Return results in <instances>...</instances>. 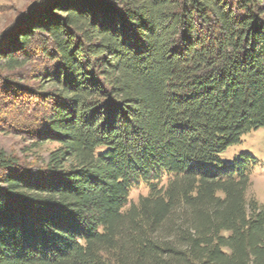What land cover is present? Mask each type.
<instances>
[{
	"label": "trees",
	"instance_id": "obj_1",
	"mask_svg": "<svg viewBox=\"0 0 264 264\" xmlns=\"http://www.w3.org/2000/svg\"><path fill=\"white\" fill-rule=\"evenodd\" d=\"M261 127L264 0H33L0 35V264H264L262 162L220 158Z\"/></svg>",
	"mask_w": 264,
	"mask_h": 264
},
{
	"label": "rangeland",
	"instance_id": "obj_2",
	"mask_svg": "<svg viewBox=\"0 0 264 264\" xmlns=\"http://www.w3.org/2000/svg\"><path fill=\"white\" fill-rule=\"evenodd\" d=\"M32 4L33 0H0V35L5 32L8 21L18 14L19 9ZM13 137L19 138V136ZM57 146L55 143H47L41 148V152L46 154ZM241 154L253 155L262 162V167L254 173L255 177L247 194L264 204V127L243 135L241 141L222 152L220 158L221 161L231 163ZM147 192L148 188L141 187L132 191L130 198L137 202L140 195H146Z\"/></svg>",
	"mask_w": 264,
	"mask_h": 264
}]
</instances>
